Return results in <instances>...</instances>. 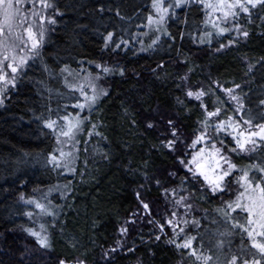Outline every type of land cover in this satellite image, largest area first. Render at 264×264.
<instances>
[{"label": "trees", "instance_id": "trees-1", "mask_svg": "<svg viewBox=\"0 0 264 264\" xmlns=\"http://www.w3.org/2000/svg\"><path fill=\"white\" fill-rule=\"evenodd\" d=\"M162 2L171 8L161 24L152 0H46L45 12L37 3L45 35L0 97V264H57L65 256L87 264H228L236 256L243 264L249 256L233 248L259 253L243 245L244 228L234 223L246 225V209L226 205L244 190L240 169L254 181L264 177V139L250 155L235 156L238 167L217 192L180 157L186 163L204 148L208 160L213 141L237 146L235 124H264V4L225 16L219 0ZM108 32L114 40L105 47ZM100 62L116 70L97 78ZM90 80L107 91L80 107L81 88L92 95ZM234 85L238 112L223 92ZM189 89L205 95L196 99ZM202 105L221 111L208 121L210 139L189 148L204 130ZM228 114V131L217 134ZM65 116L82 121L68 136ZM168 120L179 129L176 151L163 143L174 139ZM180 204L188 206L187 226L176 222L184 216ZM28 228L46 234L51 247ZM189 237L192 246L184 248Z\"/></svg>", "mask_w": 264, "mask_h": 264}, {"label": "snow or ice", "instance_id": "snow-or-ice-1", "mask_svg": "<svg viewBox=\"0 0 264 264\" xmlns=\"http://www.w3.org/2000/svg\"><path fill=\"white\" fill-rule=\"evenodd\" d=\"M176 5H179L182 3V0H175ZM220 4L222 5L221 11H224V15H232L236 16L238 15V12L236 11L237 8L242 9L244 12L248 13L250 11L251 6H255L257 3L264 4V0H233V2H230L227 4L226 9L223 7L224 0H219ZM39 3L43 7H48V4L46 3V0H39ZM22 0H0V33H3L4 26L7 25L8 31H12L13 25L16 23L24 24L27 22V17L24 14V11L21 8ZM152 6L155 8L156 12L159 13L157 17H155V22L157 24L163 23L166 14L169 12V9L171 8V5L169 7H164L162 0H152ZM211 6V5H208ZM37 9H35V6H33L32 10V16L35 17L38 14ZM46 18L41 15L39 16L40 21H44ZM48 20L54 21L53 17H47ZM149 22H152L154 17L152 15H149L148 17ZM34 23V21H33ZM239 25H235V28L239 34ZM229 29L226 28H219V32L223 33L225 31H228ZM29 38L32 40V49L36 50L38 49V46L41 44L43 37L45 35V28L43 24L39 25L38 30V37L37 34L33 31L32 23H29L28 28L26 29ZM244 36H247V31L243 32ZM105 40V47L109 46V43L114 40L113 32H108L107 35L104 37ZM235 41H229V44L234 43ZM155 43V42H153ZM0 45H3V41H0ZM3 47L8 48V51L11 50V48L7 45H3ZM117 47H119V44H117ZM221 47H224V45H221ZM8 51H4L3 57H0V93L4 91V89L9 84H15L16 83V73L18 72V65L23 64L25 62L26 57L21 56L17 60L15 55L12 56L8 55ZM35 54V52H33ZM97 68H99L101 71L96 73L95 76L99 78L100 75L110 73L115 71L116 69L109 64L100 62L97 63ZM249 67H251L249 65ZM6 68L11 69L12 75H9L6 72ZM125 69L123 67L119 68V72L123 74ZM89 86L92 88V95H88L83 88H81V94L85 96V100L79 102L80 107H84L85 104L87 106L91 107L92 104H95L98 97L100 95H103L107 90L106 89H100L97 90L96 84L92 83L91 80L89 81ZM71 87H75V85H71ZM234 88H239V85H234ZM226 92L231 95L232 89H225ZM188 96H195L197 99H200L205 95L203 89H199L197 91H193L191 89L187 92ZM233 99H237V97H232ZM0 102H2V99H0ZM264 104V101L261 102ZM205 112V118L200 123L203 125V131H200L199 134L195 137L191 145H188L189 148L193 146H198L201 141L210 139L208 136V128H209V119L216 116L221 109L216 108L213 111L208 110L207 105H202ZM64 120L68 121V131L64 132L65 136H68L74 129L79 130V126L82 123L81 119L77 118L75 121L69 120L67 116L64 117ZM231 121V118L226 120H218L217 124L215 125V131L217 134L223 129L225 132L228 131L229 128V122ZM45 124L48 125L50 128H55V121L53 120H46L44 121ZM135 123V121H133ZM248 125H252V120L249 119L246 121ZM167 124L171 128V134L174 137V139H169L164 141L163 143L167 146V148L176 151L177 145L180 142L179 139V129L175 126V122L173 120H168ZM238 127V124L234 125ZM95 127V126H94ZM147 127L152 128L154 127V121L149 120L147 122ZM259 131L256 132H248L244 133L241 132L237 134L236 132H233L232 135L235 137V143L237 147L232 148L231 151L236 152L238 150H248L246 148V145L249 142V138L253 136H259L264 137V124H260L257 126ZM243 137V139H242ZM205 149L201 148L200 152L194 153L190 160H188L186 163L184 161L183 157H180L181 162L185 164L186 168H189L190 171H192L193 176L195 177L197 174L200 176H203L204 181L207 182L208 185L211 186L212 192H217L218 190H222L225 186L226 178H231V173L233 169H236L238 165L233 163L231 161V158L228 157L222 147H217L215 141L212 142V153L211 156L208 158V160H205L204 157ZM55 159V157H53ZM221 164L225 165V168L221 167ZM195 166L192 168V166ZM218 170V171H217ZM243 172V175L239 177L240 181H243V188L244 190L239 192L237 194L235 201L227 202L226 207L234 208V209H246L248 214V220L246 225H241L238 220L234 221L235 224L239 225L241 228H246L248 236L252 237V244L259 249L261 254H264V240H258L256 239L257 236L264 238V177H260L258 181H254L253 178L250 177L249 171L245 169H240ZM260 171L264 172V167H260ZM157 184H160V181H157ZM171 191L172 194L175 196L176 191L175 189H165V192ZM138 196H140V193H137ZM184 197H180V200L183 201ZM141 203L143 204V207L148 210L149 204L147 202H144L141 200ZM37 207L44 208V205L37 203ZM186 207H188L186 205ZM31 215V213H29ZM175 215V213H173ZM226 218L228 217V214L225 213ZM169 224L172 223L171 220L168 221ZM163 225H161V228L163 229ZM41 228H43V225H41ZM259 229V231H257ZM27 231L31 233L32 235L37 237L38 243L41 247L44 248H50L51 245L49 243V240L47 238V235H42L40 232L35 231L33 228H28ZM121 231H125V229H121ZM159 239V237H157ZM170 243H173V241H169ZM219 243H222L219 242ZM192 246V238L189 237L183 242L184 248H191ZM177 247H181V245L177 244ZM193 254H196L195 248H192ZM198 258H202L206 262L210 261L211 257L209 256H198ZM57 264H87L86 259H82L80 257H73L69 258L67 256L61 257L57 260ZM228 264H239V260L236 256L232 257V260L228 262ZM243 264H264V259H253L251 261L244 260Z\"/></svg>", "mask_w": 264, "mask_h": 264}, {"label": "rangeland", "instance_id": "rangeland-1", "mask_svg": "<svg viewBox=\"0 0 264 264\" xmlns=\"http://www.w3.org/2000/svg\"><path fill=\"white\" fill-rule=\"evenodd\" d=\"M37 3H39L38 0H22L21 8L24 11L25 16L27 17V22L24 23V24H22V25L19 24V23L14 24L13 25V28H12V31H8L7 25L4 26L3 33H0V41H3V45L9 46L11 48V50L8 51V48H5V47H3V45H0V57H3L4 51H8V55L9 56H12L14 54L15 57L17 58V60L21 56H25L26 59H27L29 56L31 57V56H34L35 55V54H33V52H35V50H33L32 48H30L31 46L28 47V45L31 44V41H30L31 39L29 38L26 29L28 28L29 23H32L33 29H35V28L38 29L39 28V25H37V21L39 19L40 14L45 12V9H44L45 7H42V10H44V12L43 11H41V13L38 12V14L35 17H33L32 16L33 6H35V9H37V10L39 8V4H37ZM0 19H2V17H0ZM33 21H34V23H33ZM40 24H42V23H40ZM43 25H45V24H43ZM5 70H6V72L9 75H12L11 69L6 68ZM223 92H224L225 96L227 97V99L232 103L234 110L237 111V112L240 111L241 104H240L239 96H238V94H236L237 93L236 88H235V90L232 89L231 95H229V93L226 92L225 89L223 90ZM0 97H1V93H0ZM191 97L196 98L195 96H191ZM232 97H237V99H233ZM231 115L232 114H228L227 117H230L231 118ZM69 120L74 121L73 119H69ZM65 127H68V121L65 122ZM235 127L238 129L239 133H241V132L248 133V132H256V131H259V129H258L257 126H250V125H248V126L241 127L240 125H238V127L237 126H235ZM66 131H68V129L67 130L66 129L64 130V132H66ZM260 138H263L264 139V137H259V136L250 137L249 138V142L246 145V148L248 149L246 151H244V150H238L236 152L231 151L232 148H235L237 146H233V147L231 146V147H228V148L225 147V146H219L217 144H216V146L217 147H222L224 153L228 157L231 158V161L233 163H235V164H238L236 162V160H235V156L237 157L239 154L240 155H243V156L250 155L253 152V150L255 149L256 143H257L258 139H260ZM242 139H243V137H242ZM210 141L212 142V140H210ZM210 152L212 153V151H210ZM221 167L222 168H225V165L224 164H221ZM225 170H227V169L225 168ZM177 204L178 203L176 202V205ZM180 206L183 207L181 209H184V216L181 217L179 220H176V222H180L184 226H187V223H189L191 220L189 218L185 217L186 214H187V212L185 211L186 210L185 204L184 205L183 204H180ZM187 211L189 212V210H187ZM174 213H175V215H174L175 218H178L181 212H180L179 208H177V211H176V208H175ZM176 213L178 214V216L176 215ZM182 219H183V221H182ZM257 231H259V229H257ZM244 235L246 237V241L244 242L243 245L244 246H246L247 244L253 245L252 244V237H249L248 236V233H247L246 228H244ZM256 239H258V240H264V238L259 237V236H257ZM232 250H235L236 252H239V250H241V252H242V254L244 256H249L246 259V260H249V261H251L252 259H258V260L259 259H264V254H261L260 251L255 256V254H252L253 253L252 250L248 253V255H246L245 252L240 247L233 248ZM232 250H230V251H232ZM6 254H10V253H6ZM251 257H252V259H251Z\"/></svg>", "mask_w": 264, "mask_h": 264}]
</instances>
